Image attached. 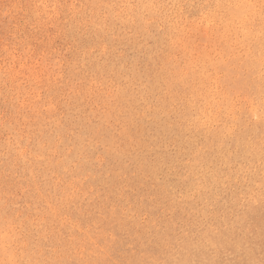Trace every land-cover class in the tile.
Masks as SVG:
<instances>
[{
    "label": "rangeland",
    "instance_id": "rangeland-1",
    "mask_svg": "<svg viewBox=\"0 0 264 264\" xmlns=\"http://www.w3.org/2000/svg\"><path fill=\"white\" fill-rule=\"evenodd\" d=\"M260 4L0 0V230L26 241L16 259L264 264Z\"/></svg>",
    "mask_w": 264,
    "mask_h": 264
},
{
    "label": "snow or ice",
    "instance_id": "snow-or-ice-1",
    "mask_svg": "<svg viewBox=\"0 0 264 264\" xmlns=\"http://www.w3.org/2000/svg\"><path fill=\"white\" fill-rule=\"evenodd\" d=\"M239 7V5H237ZM249 8H255V4H249ZM260 15L262 21H264V0H261L260 4ZM264 35V31L261 33ZM261 115H264L262 113ZM189 126H196V127H201V126H211L210 121H206L203 124H201V119L199 116H193V119L190 121ZM13 245L15 248L11 252H7L8 259L5 261L0 262V264H26V262L21 261L16 259L15 252L19 248H23L26 246V241L21 235H18L17 232L15 231V225L13 222H9L8 225L6 226L5 230H0V248L3 250H6L7 248H13Z\"/></svg>",
    "mask_w": 264,
    "mask_h": 264
},
{
    "label": "bare ground",
    "instance_id": "bare-ground-1",
    "mask_svg": "<svg viewBox=\"0 0 264 264\" xmlns=\"http://www.w3.org/2000/svg\"><path fill=\"white\" fill-rule=\"evenodd\" d=\"M222 86V85H221Z\"/></svg>",
    "mask_w": 264,
    "mask_h": 264
}]
</instances>
